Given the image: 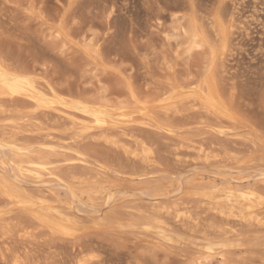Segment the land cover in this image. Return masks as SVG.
Here are the masks:
<instances>
[{
  "label": "rangeland",
  "instance_id": "obj_1",
  "mask_svg": "<svg viewBox=\"0 0 264 264\" xmlns=\"http://www.w3.org/2000/svg\"><path fill=\"white\" fill-rule=\"evenodd\" d=\"M263 8L264 0H0V65L6 68H4L5 71L11 77L29 78L34 84L39 85V87L34 86L40 96L46 97V100H53L57 97L58 100L70 104L71 107H85L86 110L88 108H103V113L114 119L115 122H118L124 115L132 114L133 111L140 109L137 104H134L132 96L138 99L140 104H143V108H146L147 104L158 102L165 96L163 95L164 88H167L166 85L170 79L174 78L169 84L190 91L195 89L201 80L207 81L211 78L213 80L212 95L219 101L222 111L228 116L226 121L229 120V124L225 121V117L216 119L218 122L215 121V116L199 115L201 112L199 107H189L188 103H185L184 106L187 105L188 110L182 106L183 110L180 109L178 115H173L175 120L172 114L168 116L169 120L167 116L160 114L157 115L159 118L155 116L157 120L159 119L157 122L155 120L154 123H149L144 120V116L141 114L133 113V116L127 119L128 121H122V123L129 124L128 126L124 123L127 136L121 135L122 131L118 129L117 133H114L119 140L131 145L132 148L135 147L134 141L137 139L134 137L135 135L138 139L145 137V140L152 145L153 157L159 167L158 165L156 167L145 166L138 162L140 166L137 163L133 166L135 168L138 166L142 176L146 175L143 173L145 171L149 178H160L159 180L164 181L166 179L169 181L168 184L171 182L170 185L167 184L170 199L168 201L171 204L176 200L178 203L180 200L181 202L184 200L182 203H186L189 199L185 193H188L189 187L185 182L194 175H202L201 182L204 184L208 180L209 184L213 175H209L211 171L204 170L202 166L191 163L195 157L194 151L190 148L187 149V143L183 145L184 147L181 146L183 144H179L181 138L193 141L194 146L205 142L204 146L206 147L232 151L234 149L237 153L252 154L257 157L264 155ZM174 17L180 20L175 22ZM223 21L225 22L223 23ZM220 23L222 27L227 28L228 33L223 43L215 38L213 32L214 27ZM190 25L198 26L197 28L205 37L207 45L206 48L194 50L191 55H186L183 51L184 39L179 37L174 40L175 38H170V36L181 30L178 28H188ZM177 42L179 43L178 47ZM208 49L216 52L221 50L224 55L220 56L218 52L216 59L209 65ZM207 55L208 58H206ZM169 73H171L170 79ZM166 77L167 81H165ZM19 101L26 107L17 103ZM19 101L15 102V105L19 104L20 109H25V111L32 109L31 102ZM123 101L126 104L130 103V106L125 103L123 105ZM193 109L199 112L193 111ZM72 111L70 116L74 117L72 118L74 121L78 120L79 128L85 126L84 124H89L85 123L84 119L86 121L88 119L87 122L91 119L83 116L84 114L79 111L74 110V113ZM180 114L182 115L180 116ZM40 116L38 118L41 122H47L46 124L51 127L54 124L53 127L56 130L73 126L68 120L54 119L56 117L54 115L45 116L46 121L44 116ZM163 119L169 122L166 123ZM57 121H60L58 122L60 125L57 123L56 126ZM159 121H163L162 124ZM61 123L64 124L63 127ZM74 123L76 124V122ZM165 123L169 125L165 126ZM235 124L236 127H234ZM91 139L94 140L91 137L84 142L85 145H83L86 146L84 149L83 145L78 147L87 152V154L84 152V157L89 165L91 164V167L88 166V168L107 169L108 167L105 168V165L111 162V165H108L110 167L108 168L109 175L107 174L108 180L128 184L122 178L124 176H120L112 165L114 160V164H117L118 155L116 156L115 152L108 149L103 143ZM127 140H131L130 143ZM87 144L90 147H87ZM99 146L100 148H98ZM232 147L234 148L232 149ZM254 149L257 152H254ZM156 153L158 154L156 155ZM108 158H112V161L107 160ZM257 161H255L257 168L254 167L256 169L246 172L247 174L244 172L239 174L233 170L231 173L229 170L221 172V179L214 176L216 186L222 187L221 184L226 183V185H232V189H238L237 187L242 189L245 184V187L249 186L257 193L262 191L261 194H264L259 173L260 171L262 173V170L264 172V162L258 161V163ZM186 162L191 164L185 165L188 164ZM150 167L152 170L155 167V171L152 172ZM148 170L151 172L148 173ZM163 175H166L167 178L163 179ZM142 176L140 179L143 178ZM256 185L259 186L258 190ZM260 186L262 187L260 188ZM56 187L58 186H38L35 192L38 193V190L41 189L46 193L49 190L47 193L54 192L56 195L59 193V196L62 194L63 196L60 197L64 198L61 187H58L59 189ZM136 194L133 191L127 193V196L116 195V205L117 203L122 206L127 204L123 207L128 211L134 208V210L145 209L144 199L139 198V195ZM168 201L165 203L166 206H170ZM188 203L190 208L192 207L190 211L194 217L198 216L195 215L198 210L193 208L194 203H190V201ZM135 205L139 207L136 209ZM185 205L180 206L189 209L188 205ZM200 216L202 220L200 219L198 230L202 227L203 231H209L211 227L208 225L220 224L218 218L216 223L212 222V216L209 214L201 213L199 218H201ZM20 220L13 221L11 231L4 236L0 231V264H65L66 261V264H219L214 259L194 262L193 254L191 257L189 254L191 251L188 250V254L185 255L186 249L184 250L182 247H177L178 250L176 247H172L173 249L168 247V250H165L167 247L154 250L156 248L152 247V244L143 240L136 239L138 240L136 243L134 238L128 239L118 235H91L88 233L84 237L82 236L83 238L81 237L76 244H73L66 240L49 238L48 235H45L46 233L41 231L33 230L34 233L32 231L34 226L29 228L30 224L25 223L24 219ZM205 222L209 223L206 225ZM22 226L28 227V231L31 229L32 236L23 237ZM239 227L236 226L235 229H239L243 235L247 233L249 235H246L248 239L245 242L249 253L241 254L244 258L240 254H231L229 264H264L263 230ZM174 229L176 228L174 227ZM18 230L22 234H19ZM176 231L179 232L180 229H176ZM178 232L176 233L178 236L190 234L186 231ZM192 240L195 241V239ZM183 254L188 259L186 257L183 259Z\"/></svg>",
  "mask_w": 264,
  "mask_h": 264
},
{
  "label": "bare ground",
  "instance_id": "obj_2",
  "mask_svg": "<svg viewBox=\"0 0 264 264\" xmlns=\"http://www.w3.org/2000/svg\"><path fill=\"white\" fill-rule=\"evenodd\" d=\"M179 20V18L175 19L174 17L175 22ZM224 22L225 21H223V23ZM197 27L198 26L195 27L194 25H190L188 28L181 27L178 28L181 29L180 31L178 30L179 32L177 31V33H173L170 36V38H175L174 40L179 37L184 39L185 47L183 46V51L186 55H191L194 50L202 49L203 47L206 48L207 41ZM213 32L215 38L220 41V43H223L228 35L227 28L222 27L221 23L217 27H214ZM58 34L60 33L58 32ZM178 44L179 43L177 42V47ZM207 52H209V65H211L216 59L218 52L220 56L224 55L221 50L216 52L208 49ZM178 56L176 55V57ZM206 58H208V55ZM4 68L5 67L0 65V231L3 236L11 231L10 229L11 226H13V221L17 219H24L25 223L30 224L28 225L29 228L30 226H34L32 231H41L46 233L45 235H48L49 238L51 237L60 241L66 240L73 244H76L82 236L84 237V235L88 233H91V235H118L128 239L134 238L135 240H143L152 244V247L156 248L154 250L165 247H167L165 250H168L170 247H176L178 250L177 247H182L184 250L186 249L185 255L188 254V250L191 251V253H189L190 257L193 254L195 260L192 259L193 257L190 259L194 262L214 259L218 261L219 264H229L231 254H246L249 250L247 244L245 243L249 236L248 233L244 230L248 236L241 234L242 232L239 229V231L237 228L235 229L236 226L249 228L250 230H263L264 232V194H261L262 191H258L260 193L259 194L253 188H250L249 186L245 187V184L244 186L241 184L243 187L240 185L242 189H239V187H237L238 189H232V185H226L225 182V184H221L223 185L222 187H217L216 179L214 178V176H218L221 179V172L229 170H231V173L233 170L239 172V174L240 172L247 174L246 172H250L257 168V164H255L256 160L260 161V163L264 162V155L257 157L252 154H240L241 152H235L233 149L234 147H232L234 152L230 149H219L209 146L206 147L204 146L205 140L203 141L204 144L195 141L198 144L197 146H194L193 141H190L187 138H181V142L179 144L183 143L181 144V146H183L187 143V149L190 148L194 151L195 157L191 160V163L202 166L204 170L211 171L209 172V175H213L212 180L210 179L211 183L209 182L208 184L207 179V182L203 180L206 182L204 183L206 185L201 182L202 175H194L189 179L187 178L188 180L185 182L188 185L187 187H189L188 193H185L189 199L188 202L190 201V203H194L195 206H193V208L198 210L195 213V215L198 216L194 217V214L190 211L192 210V207L190 208L188 202L182 203L184 200L182 202L180 200L178 203V200H176L171 204L168 201V185H170L171 182L168 184L169 181L165 179L167 178L166 175L161 177L167 182L159 180L160 178H149L147 172L144 171L143 173L146 175L142 176V172L139 170L138 166L136 165L137 168L133 166L137 162L144 164L145 166L156 167V165H158L153 157L154 150L152 145L145 140V137L144 139H138L135 135L134 137L137 139L134 141L135 147L133 146L134 148H132L130 147L131 145L129 146L126 142L119 140L117 138L118 136H115L117 129L122 131L121 135L127 136L124 129H126V125L128 123L124 122L126 123L125 125L122 121L133 116V113H139L144 116V120L149 123H154L155 120L156 122L159 120L155 118L157 115L161 114L167 116V118L169 115L171 116V114L172 116L178 115V113L183 110L181 107H185V103H188L189 107H199L201 110L199 115L203 114L204 116L206 115V117H208V115H212L213 117L215 116V121H218L216 119L225 117L226 121L228 116L225 115L224 111H222L219 101H217L214 98L215 96L213 97L212 95L213 80L211 78L207 79V81L201 80L195 89L185 91L182 88L175 87L173 84H169L171 80L174 79H170L171 72L168 74L170 81L166 85L167 88H164L165 92L163 95L165 96L163 97L161 95L163 97L161 100L152 104H147V107L143 108V104H140L139 100L132 96L134 104H137L140 109L133 111L132 114L130 113L128 115H124L118 120V122H115L114 119L107 117L106 114L103 113V108H88L86 110L85 107H71L70 104L68 105L66 102L58 100L56 96H54L56 98L53 100H46V97L42 98L40 96L39 91L34 86L37 84H34L31 79L24 77H11L8 72L5 71L6 68ZM171 70L172 67L170 68V71ZM165 79V81L168 80L167 77ZM178 83L177 85H179ZM37 86L39 87V85ZM144 98L139 99L143 100ZM19 100H24V103L25 101H29V103L31 102L32 109H27L28 111H25V109L22 110V108L20 109L22 105L23 107L26 106L21 104L22 102ZM125 101H123V105ZM15 102L19 103L21 106H18L19 104L15 105ZM126 105L130 106V103H127ZM187 107L188 106L186 105L185 110ZM74 110L81 112V114H84L83 116H87L91 119L89 122H87L88 119L87 121L84 119L85 123L89 124L86 125L83 123L85 126L79 128L78 120L74 121L72 119L74 117L72 116L71 118L70 116V112L72 111L74 113ZM194 110L195 109H193V111ZM111 111L113 110L111 109ZM40 115L44 117H47V115H54L56 116L54 119L59 118L61 121L68 120L73 124V126L64 128V124L61 123L63 129L56 130L53 127L54 124H50L52 125L51 127L46 124L47 122H41L38 118ZM181 115L182 114H180V116ZM174 118L175 116H173V119ZM169 119L170 118H168V120ZM46 120L47 118L45 121ZM204 120L205 119H203V121ZM163 121L165 120L163 119ZM234 121L236 120L234 119ZM58 122L60 121L55 123L56 126L59 124ZM74 122H76V124ZM162 122L160 123L162 124ZM165 122L167 123L169 121ZM64 123L66 125V122ZM210 124L213 125L212 123ZM168 125L169 124H166L165 126ZM234 127H236V124ZM159 128L161 129V127ZM91 137L94 138V140L96 139V142L99 141L106 145L108 149L110 148L114 151L116 156L118 155L119 158L117 160V164H114V160L112 165L115 167L120 176H124L122 178L126 180L128 184H120L121 181L116 183L112 180H108V168H110L109 166L111 165V162L109 163V161L112 158H108L107 160L109 161L106 160V162L110 164H108L109 166L105 165V168L108 167L107 169L98 170L97 167V170H93L92 168H88V166L91 167V164L89 165V162H87L84 157V152L86 151L80 150L78 147L83 145L84 142L89 140ZM127 141L130 143L131 140ZM249 144H251L250 141ZM84 145L82 147L83 149L86 147H84ZM88 146L89 145L87 144V147ZM252 147L254 148L253 143ZM98 148H100V146ZM253 151L257 152L255 149ZM250 152L252 153V151ZM157 154L158 153H156V155ZM190 154L192 153L190 152ZM191 163L185 165H190ZM138 165L140 166V164ZM152 167H150V169L153 172L155 167L153 170ZM149 170L148 173L151 172ZM218 172H220L219 175H217ZM259 173L261 175V182L263 183V187L260 186V188L262 187L264 189V172L262 170V173L261 171ZM140 176L143 178L140 179ZM38 186L61 187L60 189L63 190L65 197L61 198L60 196L62 194L59 196V193H57V195L54 192L47 193L49 190L44 193L40 189L37 193L35 192V189ZM58 187L56 188L59 189ZM256 187L258 190L259 186L256 185ZM133 191L139 195V198L141 197L144 199L146 203L144 205L145 209H137V207H139L137 204L135 205L137 210H134V208L133 210L128 211L124 208L127 204H123V206L125 205L124 207L122 205H118L120 203H117L116 205V195H126L127 193H131ZM166 201L170 203V206L165 205V203H167ZM183 204L188 205L189 209L181 207ZM201 213L211 215L212 217H210L213 219L212 222L215 221V223L218 218V222L220 224L216 223L213 225L212 223L208 225L211 227V230L209 229V231H203L202 227V231H200L201 229L198 230L200 219L202 220L201 216V218H199V214L201 215ZM203 221L205 220L203 219ZM22 227L23 228L21 230L24 232L23 234L21 232L20 233L23 237L32 236V232L30 231L31 229L28 231V227ZM174 227L176 229H180V231H186L190 234H186V237L178 236L176 235L178 231H176ZM191 238L195 239V241ZM197 239L200 241L198 240L197 242ZM138 240H136V243H138ZM145 246L147 247V244H145ZM185 255L183 254V259L186 257Z\"/></svg>",
  "mask_w": 264,
  "mask_h": 264
}]
</instances>
